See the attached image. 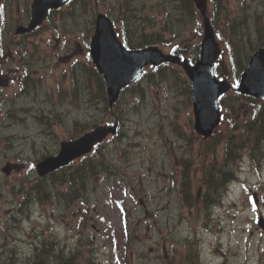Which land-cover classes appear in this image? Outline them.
<instances>
[{
    "label": "rangeland",
    "instance_id": "obj_1",
    "mask_svg": "<svg viewBox=\"0 0 264 264\" xmlns=\"http://www.w3.org/2000/svg\"><path fill=\"white\" fill-rule=\"evenodd\" d=\"M1 1H3L7 6L6 9H4V12L0 14V16L7 18L6 30L11 29L12 25L16 22V17L18 19L25 20V16L21 11L22 8L25 7L27 0ZM117 1L120 0H106L105 4H102V2L99 1L95 10L102 9L103 11L111 14L112 9L110 6L113 2ZM220 1V10L219 15L216 18V26H218V28L222 31V34H225L226 39L231 41L234 61L237 60L242 63L245 54L250 52L254 43L245 36L241 38L238 44L236 43L238 38L235 36L236 31L233 26L234 21L242 20L243 16H241V14L243 13V6H245L244 10L248 14V20L250 23L253 21L256 14L264 15V0ZM159 2L160 0H136L134 2V6L137 10L134 11V14L137 16H144L143 14H145L146 17H154L156 23L154 30H156L159 27V23L164 20L163 14H165L166 11L172 14V24L175 21L177 24L180 23V27L183 28L182 35L178 37L180 46L189 50L194 47L195 44L197 45L202 36L200 18L198 17L195 22L185 23L183 15L188 12V9L180 2V0H165V3L162 5L163 7L159 9L160 13L148 8L150 5H154ZM212 5V2L208 5V11L213 10ZM86 13L87 11L83 10L78 12V8L73 5L70 10V15H73L72 17L69 16L66 9H61L52 15V18L55 20L52 21L54 23L51 22L50 26L47 22H45L43 27L45 30H49L47 33L50 35H52V33L63 32V27L59 17L62 15L67 16L69 20H64V24L67 27H71L72 33L75 34H70L71 40L76 39L80 42L82 36L85 35V33L88 32V29L92 26V10L89 9L88 13ZM120 15L125 17L124 13H120ZM111 16L114 19L116 18L114 13H112ZM56 17H58L57 20ZM128 24L131 26L134 24V20H129ZM115 26L118 32L123 29V25L120 24V22H117ZM142 26L146 32L151 30V27L148 26V21L144 22ZM51 27H53L52 30ZM75 28L79 30H76ZM135 33L137 34L138 31ZM40 36L41 34L35 35L37 38ZM142 36V34L138 35L135 39ZM164 36L168 37L167 34H164ZM42 44L46 45V42L44 41ZM50 45H52V48H55L53 43ZM48 49L51 50V46ZM80 49L81 46L77 44L75 47L76 53H78ZM163 49L169 50L170 48L165 45L163 46ZM61 55L62 57H65L63 54ZM58 56L60 57V55ZM219 62L220 68L224 70L225 74H230L232 77L230 72L232 70V62L230 60V53L228 50H225V52L222 53ZM5 68V65H0V114L3 113L6 106L9 107L10 100L8 97H11L9 96L11 94V90L15 91L18 86L15 79H9L7 81L8 76H14L8 73ZM34 68L37 67L35 66ZM171 70V68L164 69L165 78L160 77L159 72V75L153 77L152 79L148 76L142 79L140 87L142 91H145V99H138L132 96V91L125 93L123 107L128 111V116L126 115V117L131 118L132 121L130 122V125L132 127L137 126L138 128H146L148 125H157L161 121V116L159 115L160 111L163 114H172V109L176 102V90L178 89L179 91V89H182L183 84L177 85L178 82H173L174 76L172 75ZM39 74H43L42 84H38V88L35 89L31 87L30 83L28 88H30L32 92L27 93L26 96L22 94L24 101L20 99L18 100V103H23L31 113L27 116L26 122L23 125H10L8 124V119L4 122L0 121V167L3 166L2 163L4 160L11 159L14 155L20 156L21 161L28 165V162L36 160L37 157H41L40 155L44 153L47 148L51 149V142L46 140V137L51 133L56 134L55 131L47 128V125L45 127L40 126L36 117L32 116V113L37 112V108L48 107L46 109V113L50 117V120H53L55 111L51 105L56 97V92H54V94H45L44 91L51 87L50 92H52L54 84L56 86L57 83H60V77L68 76L70 73L68 72V69L64 67H59L55 72H51L45 67H41ZM82 76L87 80V76L85 74H82ZM231 80L233 81V79ZM89 83L91 86H94V82L89 81ZM60 87H63V91L69 93L74 92V89L78 88L76 98L65 101L68 102V107L71 106L73 113L78 116H83L82 120L88 118L93 119L96 117V112L91 108H95V106L100 107L102 102L98 99L91 100V95L85 92V86L82 84L78 86L75 83H67L65 85L60 83ZM178 93H180V98L184 97V94L181 92ZM45 97L47 98V101H42ZM238 102V114L236 116V119L238 120L250 119L251 110L255 108L257 104H260L257 101L247 100L245 98H240ZM133 104L138 107L137 112L133 109ZM260 105L261 107L258 109V112L260 114H264V105ZM58 106L62 108L64 107L63 104ZM154 106H158L159 109L157 108L154 115L149 116L148 110H150V107ZM112 117L113 115L110 114V116L104 120L109 119L110 121ZM151 121L153 123H151ZM76 122L77 118L75 117L72 118L70 125L66 122L67 130H70V127L73 128L76 125ZM220 126L221 129H225L227 124L222 122ZM41 128L45 131L38 132ZM10 135H13V137L16 136V138L12 139ZM147 135H150V132ZM137 154H141V152L137 151ZM131 155L134 156V153L132 152ZM1 156H3L4 160L1 159ZM243 165L244 169L241 171L243 181L251 184L257 183L256 195L258 208L252 207V204L249 202L248 194L241 191L239 185L234 186L230 192V197L235 201V203H232L235 205L236 210L234 216H228V214L224 212L225 210L215 208H211L210 211H206L200 203L195 204L191 209L186 207L180 208L175 200L171 202L169 208L154 209V211L151 210L150 205L147 203L146 213L143 212V207L141 205H136L137 212L135 210L133 212V224L135 229H133L132 234L134 235L128 242L130 249L129 264H161L160 262L154 263L155 256H183L186 252H188L190 246L192 248L196 247V234L200 247L199 260L196 264H220V261L223 260H225V264H258V257L260 255H264V228L262 229L257 227L258 214L261 213L264 215V165H262L258 177L256 176V171L252 168L250 160L246 159ZM139 172L142 177L148 178V172L141 167L139 168ZM51 179L53 181H58L59 177L56 180L53 178ZM155 183L159 186L157 182ZM43 185L45 186V183ZM46 191L47 189H42L39 192V195L45 194ZM95 199H97V196L93 195V200ZM135 199L137 198H134V200ZM29 200L30 198L28 197L26 203ZM143 200L148 201L149 199ZM49 206L54 209L53 215L55 217L65 213L63 209H59L55 205L50 204ZM232 211L233 210L231 209L230 212ZM151 212L154 214L153 217L156 220V225L153 228H149L143 220L145 217L148 218L151 215ZM184 215L187 217L188 225L184 223ZM78 216L81 215L78 214ZM151 219L152 218L149 220ZM47 221L51 222L54 221V219L51 218ZM47 221L42 223L44 224ZM0 223V233H6L4 232L3 227L7 221L3 220ZM74 225V220H67V218L66 220L60 218L53 223V227H55L59 240L60 237L63 238L66 236L68 240L64 244L68 248L81 250L82 255H80L81 258L78 264H84L89 259L92 251V248L89 249V247L96 249L101 244V242L98 241L105 240L97 237L95 240L97 242L95 244L93 243L92 245H89L88 242L79 245L78 240L80 238H85L88 234L93 233L91 227H86L85 222L80 224V227H78L77 224L75 226ZM62 226H65L66 229H62ZM231 228H234V230ZM74 231L76 235H72V232ZM9 235V238L6 236L0 237V263H6L7 261H10V258H12L14 261L13 264H22L21 260L24 255H18L17 252H30V249H28L30 245L29 243H24L23 239L25 237L20 233H18L16 237H11V234ZM202 236L204 237L203 243ZM84 240L85 239L82 241L84 242ZM3 241L8 243L6 247L1 246ZM125 241L127 240L124 239L123 242ZM12 248L15 249L14 255H7L10 253L9 250ZM120 254H125V251L121 250ZM31 256L32 255H30V257ZM94 258L99 262H107L111 256L99 254L95 255Z\"/></svg>",
    "mask_w": 264,
    "mask_h": 264
},
{
    "label": "water",
    "instance_id": "obj_2",
    "mask_svg": "<svg viewBox=\"0 0 264 264\" xmlns=\"http://www.w3.org/2000/svg\"><path fill=\"white\" fill-rule=\"evenodd\" d=\"M63 0H36L35 7L38 14H43L48 7L57 6ZM196 6L201 10L202 14L205 12V0H194ZM109 22L103 16H99L97 20L96 32L92 41V53L95 64L101 71H110L116 66L124 63L125 54L116 41L113 33L109 29L105 31L104 25L109 27ZM204 37L200 45V55L207 57V65H210L212 59L218 52L217 44L213 40V32L209 26L208 20L204 19ZM139 58H144L146 53L139 52L133 54ZM259 76V79L257 78ZM258 88L259 92L264 93V58H261L257 53L252 57L245 75L240 81V90L248 91L257 95L255 90ZM110 88V87H108Z\"/></svg>",
    "mask_w": 264,
    "mask_h": 264
},
{
    "label": "bare ground",
    "instance_id": "obj_3",
    "mask_svg": "<svg viewBox=\"0 0 264 264\" xmlns=\"http://www.w3.org/2000/svg\"><path fill=\"white\" fill-rule=\"evenodd\" d=\"M228 167H229V166L227 165L226 168H228ZM51 178H53V179L56 180V179L58 178V176H52ZM27 199H28V196H25V197H24V203H26Z\"/></svg>",
    "mask_w": 264,
    "mask_h": 264
},
{
    "label": "trees",
    "instance_id": "obj_4",
    "mask_svg": "<svg viewBox=\"0 0 264 264\" xmlns=\"http://www.w3.org/2000/svg\"><path fill=\"white\" fill-rule=\"evenodd\" d=\"M34 264H40V263H34ZM51 264H58V263H56V262H51Z\"/></svg>",
    "mask_w": 264,
    "mask_h": 264
}]
</instances>
